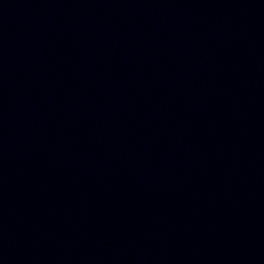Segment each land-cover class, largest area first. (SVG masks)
<instances>
[{
  "label": "water",
  "instance_id": "95a60500",
  "mask_svg": "<svg viewBox=\"0 0 264 264\" xmlns=\"http://www.w3.org/2000/svg\"><path fill=\"white\" fill-rule=\"evenodd\" d=\"M0 264H264V0H0Z\"/></svg>",
  "mask_w": 264,
  "mask_h": 264
}]
</instances>
